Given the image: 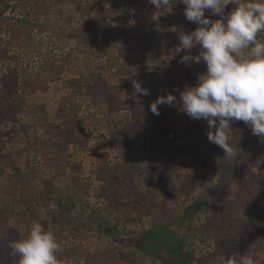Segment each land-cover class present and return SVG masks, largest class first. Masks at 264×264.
Here are the masks:
<instances>
[{"label": "rangeland", "instance_id": "374dc122", "mask_svg": "<svg viewBox=\"0 0 264 264\" xmlns=\"http://www.w3.org/2000/svg\"><path fill=\"white\" fill-rule=\"evenodd\" d=\"M0 6L11 20L1 27L0 49L11 37L9 29L16 30L14 39L22 42L11 43L1 56L0 76L10 67L17 88L0 87V101L19 111L23 129L11 131L12 123H0V172L7 174L0 177V188L17 169L30 177L50 171L43 158L51 157L56 148L45 142L54 139L56 131L66 147L62 162L66 168L52 178L53 184L71 185L75 170L80 185L91 184L88 195L79 190L74 206L64 214L68 223H53L39 207L37 215L18 223L6 221L8 228L0 224V264H16L10 245L26 238L33 221L55 235L59 264H182L178 247L173 246L174 232L184 244L182 253H189L188 264L196 257L210 261L222 251L214 250L212 227L220 229L216 237L220 241L257 233L254 257L257 264H264V154L249 153V147L264 146V141L236 121L232 129L238 157L232 160L223 151L220 157L207 140L206 121L167 113V118L153 121L160 135L165 132L158 139L160 147L155 146L137 111L143 96L129 95L133 80L146 88V75L134 67L143 61L147 69L156 68L146 63V42L152 35L174 36L173 18L184 16L183 4H173L170 12H157L148 0H8L6 7ZM232 7L228 5L225 13ZM205 15L220 18L209 16L208 10ZM25 17L28 23L22 22ZM190 52L197 55L198 48ZM199 64L206 71L203 62ZM175 75L174 71L160 78L171 81ZM102 100L119 105L118 113L133 112V122L109 118ZM79 126L82 131L73 133ZM6 130L10 137L2 135ZM119 143L121 147L116 146ZM127 147L126 155L120 148ZM32 183L42 187L39 179ZM4 196L11 197L9 192ZM132 197L144 206L132 208ZM163 198L165 217L175 219L170 227H158L166 218L146 213V203ZM196 198L205 201L200 210L193 205ZM55 205L52 200L49 206ZM102 222L114 228L107 233L97 230ZM133 241L139 247H129Z\"/></svg>", "mask_w": 264, "mask_h": 264}, {"label": "clouds", "instance_id": "9594fccd", "mask_svg": "<svg viewBox=\"0 0 264 264\" xmlns=\"http://www.w3.org/2000/svg\"><path fill=\"white\" fill-rule=\"evenodd\" d=\"M157 12H170L179 2L185 7V18L197 27L177 33L178 51L185 55L181 63H201L206 71L197 76L194 86L179 94L180 111L192 120L207 122L209 143L220 147L225 157H238L232 124L242 121L251 133L264 141V0H148ZM233 5L225 13L228 5ZM209 16L218 15L216 20ZM198 48L197 55L190 50ZM135 94L149 95L141 82L132 81ZM177 97L171 93L149 104V110L159 115L160 105H175ZM60 244L55 235L37 221H33L26 238L10 245V255L16 264H59ZM220 254L215 264H257L254 254Z\"/></svg>", "mask_w": 264, "mask_h": 264}, {"label": "trees", "instance_id": "16d2710c", "mask_svg": "<svg viewBox=\"0 0 264 264\" xmlns=\"http://www.w3.org/2000/svg\"><path fill=\"white\" fill-rule=\"evenodd\" d=\"M8 0H0V4H2L3 7L7 6ZM1 8V6H0ZM174 23L175 29L173 32H175L174 36L167 34V36L160 37V36H155L152 35L153 38L150 40V42H146V63L149 61L154 63L155 65V71H151V69H147V65L144 64L143 61H140L138 65L134 68L142 70V74L145 77L146 75V88L149 90V95L143 96L140 109L137 110L139 113L144 117L143 121L147 123V127L150 128L146 129L149 130V138L154 140L155 146L160 147V142L158 139L160 137H163L165 135H160L162 131H156L154 129V123L153 121H156L158 119L162 118H167L168 114L167 113H175L179 117H184V118H189L186 114H184L182 111H180V104H179V94L181 91H183L186 87H191L196 84L197 81V76L201 73H204L205 70H202V65L199 63H191L189 65H186L184 63L180 62V59L183 55H185V51L181 49L178 51V45H179V40L177 38V33L180 31H185V32H190L194 30L197 25L194 22L188 21L185 16H179L176 15L174 18ZM22 20V19H21ZM178 20V21H177ZM22 22L28 23V17H25ZM172 22V23H173ZM6 23H11L10 17H7L3 15L2 11H0V32H1V27L5 26ZM10 26V25H8ZM12 26V25H11ZM19 32L22 28V25L19 24L18 26ZM189 29L190 31H188ZM16 30L14 29H9V34L10 38L6 42L7 44L5 47L0 49V69L2 70V65L1 63L3 62V56L2 54H7L8 48H10L12 45L11 43L15 42L17 46L21 45L22 42L15 40L14 36H16ZM264 33L259 34V39L264 38ZM15 40V41H14ZM18 41V42H17ZM17 42V43H16ZM144 52V51H142ZM112 63V62H111ZM110 63V64H111ZM128 63V62H127ZM126 62L124 63L123 66H125ZM161 64H163L164 67H161ZM133 65V64H132ZM146 65V66H145ZM134 66V65H133ZM10 67H8V70L5 72L3 71L2 75L0 76V87H4V89H9L13 90V88H17V83H13L12 80V73H10ZM164 71L161 73V71ZM176 72L177 75L173 76V79L171 81H165L163 78H160V75H165V77H169L173 75V72ZM152 73H154L152 75ZM151 75L149 78L148 76ZM4 76V79H3ZM24 81V79H23ZM175 84V85H173ZM180 86L181 90L177 91L176 86ZM129 95L132 96V98L137 97L138 95L135 94V91L133 88L128 87ZM5 93V91H4ZM166 93H171L177 97V103L175 105L169 106V105H160L158 108L159 115H154L150 110H149V104L157 99L159 96H163ZM107 100H102L101 104L106 108V111L108 112L107 115L109 118H113L115 122L123 123L124 120L128 119V122L131 124L134 120V113L130 111V113H118L120 109H122L119 105L116 106V103L113 101L106 102ZM0 123L4 122H10L12 123L11 127L13 129H10L11 131H23L21 127L20 121H18L17 116L19 115V111L11 105H7V101H0ZM136 110V108H135ZM128 112V111H126ZM156 119V120H155ZM187 121V120H186ZM18 122V123H17ZM135 123V122H134ZM132 124V126L136 125ZM145 123V124H146ZM18 126H17V125ZM239 124H244V122L239 121ZM80 130L82 131V128L79 126L78 129L76 128V132L73 133H79ZM208 125H207V129ZM71 131V130H70ZM137 132V131H136ZM147 133V132H146ZM241 133V132H240ZM2 135H6L7 137H10L12 134H10V131L6 130L2 133ZM55 138L51 139L49 142H45L48 145L55 146L54 152L51 155V157H45L43 158V164L47 165L48 168H50V171L48 172H41V174H36L34 177L30 176H25L21 171L18 169L16 170L17 172L13 174L12 177H9L7 179L6 185H4V188H0V224L4 226V228H8V225L6 226L7 222L6 221H16L18 223V219L22 217H27V216H33L38 214V209L44 208L45 213L50 216V220L53 223H58L61 224L64 222L68 223L69 219H64L65 218V213L70 210L71 207L74 206L75 200L77 198L78 193L80 192L79 190H82V196H87L88 192L91 188V184L89 182L83 183V185H80L79 182L76 181L77 176H78V171L75 170V176L71 177L72 184L71 185H54L52 182V178L55 177V175H60L62 174L61 172H64V169L66 168V165L62 164L63 159H65V151L66 147L65 144L64 146H61V134L59 131L55 132ZM126 138H128V134L123 133ZM160 135V136H159ZM152 140V141H153ZM116 146L121 147L122 144L119 143ZM215 147V150L220 151L219 156L223 157V154L221 151H223L220 147L216 146L213 144ZM51 150L50 148H48ZM123 152L129 154L128 147L127 148H120ZM47 150V149H46ZM56 150V151H55ZM249 153L250 154H264V146L263 144H254L252 147H249ZM131 158L127 157V160ZM78 165V164H77ZM79 170L80 169V164L77 166ZM3 167L1 166L0 169ZM77 169V170H78ZM74 171V169H73ZM6 173L0 172V177L4 178L6 177ZM39 179L41 181L42 187L38 186L37 183H32V180ZM164 182L168 183L167 180H164ZM23 185V188L19 187L18 185ZM1 186V185H0ZM5 192H9V195L11 196L8 200L5 198ZM96 192V191H95ZM87 194V195H86ZM101 197V196H99ZM52 200H55L56 205L55 207H50V202ZM165 200L160 199V200H151L150 205L146 203V213H153L154 215H159L164 219L162 223L158 224L157 226L160 227L161 225L163 226H169L174 222V218L170 217H165L166 212H165V203L162 201ZM120 203V202H119ZM118 202L115 201L113 204H119ZM130 205L132 208H140L141 206H144V204L139 200V198L132 197L131 200L129 201ZM193 205L200 210L203 208L205 205L204 199L201 198H196L193 202ZM49 208V209H48ZM158 216V217H159ZM102 225V226H101ZM105 223L102 222L98 224L97 230L103 231L105 233L110 232L112 226H104ZM156 226V227H157ZM191 229V226H190ZM151 229L146 230L149 232ZM213 235L215 236L213 238L214 242H217V247H215V243L213 244L215 247L214 250L220 253L212 255V258L210 261L207 259L204 260L201 257H196V262L194 264H215V259L218 255L224 253L228 255H234L237 254V258H239V255L243 254H254L257 252L258 247L256 243V237L257 233H253L252 236L247 235L244 237H238V238H233V237H225V239H216L217 235L220 233V229L216 227H212ZM142 232V231H141ZM139 232L138 234L133 236V239L137 236L140 235ZM191 232V231H190ZM261 232V231H257ZM258 233V234H259ZM190 235V234H189ZM175 244L173 245L174 247L177 248V253L179 256H181L182 259V264H188L187 262V256H189V253L184 251L182 253V247H183V242L182 239L179 238L175 232ZM253 237V238H252ZM132 239V240H133ZM129 247H139L137 244H135V241H133V245ZM172 247V245H170ZM172 249V248H171ZM173 250V249H172ZM213 250V251H214ZM174 251V250H173ZM175 252V251H174Z\"/></svg>", "mask_w": 264, "mask_h": 264}]
</instances>
